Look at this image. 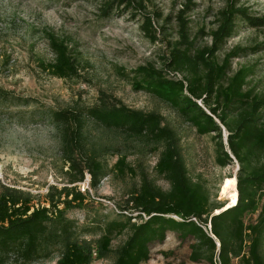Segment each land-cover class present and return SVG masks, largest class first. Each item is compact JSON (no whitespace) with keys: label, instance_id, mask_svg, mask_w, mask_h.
<instances>
[{"label":"trees","instance_id":"obj_1","mask_svg":"<svg viewBox=\"0 0 264 264\" xmlns=\"http://www.w3.org/2000/svg\"><path fill=\"white\" fill-rule=\"evenodd\" d=\"M242 1L225 0L216 13L215 27L204 33L210 44L196 46L197 37L191 36L187 17L193 4L188 0L174 17L177 38L165 41L161 66L148 62L132 71L135 90L167 103L197 134L213 133L219 166L232 164V157L238 162L235 184L229 186L230 191H237L236 202L224 209L225 202L216 199L217 192L212 194L204 180L190 175L179 137L163 124L161 114L129 107L105 95L91 106L50 113L68 165V185L51 186L39 204L31 193L0 183V264H91L106 258L113 250L112 240L123 234L126 237L113 250L110 264H141L150 258V245L162 243L168 232L189 242V262L182 264H231L233 259L238 264H264V91L245 89L251 69L240 67L231 74L233 58L256 53L264 49V43L236 45L221 61L217 57L238 22L264 29V15H255ZM145 8L144 0H102L100 13L103 17L124 11L132 17L140 15L144 35L156 42L160 33L165 35L166 23L174 20L170 15L163 19L160 14L144 13ZM154 18L162 23L154 26ZM45 33L53 58L40 61V67L58 78L78 76L79 62L68 44L50 31ZM32 102L31 97L16 95L0 85V110ZM88 121L149 143L152 151L160 147L154 170L168 184L164 189L146 172L138 173L139 184L117 215L94 227L99 236L93 244L83 237L91 233V227L81 226L67 215L84 204L88 189L96 191L107 174V164L100 158V151L107 149L89 146ZM221 126L227 130V149ZM114 168L122 176L136 175L125 156L117 159ZM85 175H89L88 187L81 191L77 184ZM255 211L256 218L247 220Z\"/></svg>","mask_w":264,"mask_h":264},{"label":"rangeland","instance_id":"obj_2","mask_svg":"<svg viewBox=\"0 0 264 264\" xmlns=\"http://www.w3.org/2000/svg\"><path fill=\"white\" fill-rule=\"evenodd\" d=\"M187 1L144 0V13L154 17L160 14L163 19L170 15L174 20L166 23L165 35L160 33L159 40L151 42L140 28V15L132 17L124 11L103 17L102 0H0V85L34 101L0 110V183L31 193L34 202L39 204L51 186L59 189L68 185V165L63 161L59 132L50 113L53 109L91 106L106 95L129 107L161 114L163 124L173 128L179 137L190 175L204 180L226 207L230 200L229 186L236 181L238 162L232 157V164L219 166L215 160L217 138H212L213 133L197 134L167 103L133 87L136 74L132 71L138 65L153 62L161 66L159 57L166 51L165 41L177 38L174 17ZM190 1L193 4L187 13L190 34L197 37L196 46L210 44V37L204 33L215 27L216 13L225 0ZM242 3L255 15H264V0H243ZM161 23L154 18V26ZM45 31L68 44L79 62L78 76L58 78L40 67V61L53 58ZM257 43H264V29L251 28L240 21L235 33L217 53L218 60L236 45ZM240 67L252 71L245 89L252 88L255 93L264 91V49L233 58L231 74ZM85 133L89 146L107 149L100 151V158L107 164V174L96 191L88 189L84 204L69 210L67 215L81 226L91 227V233L83 237L93 244L99 236L94 227L117 215L130 192L137 188L138 173L146 172L164 189L168 184L154 170L160 147L152 151L151 144L126 138L119 131L105 129L93 121H88ZM221 136L227 149V130L223 126ZM121 156H125L135 176L117 173L114 163ZM88 182L89 175H85L84 181L77 185L82 191L87 189ZM257 213L247 215L246 219L254 220ZM125 237V234L115 237L111 248L118 247ZM113 250L106 258L94 259L91 264H110L115 256ZM189 252L188 241L168 232L162 243L150 245V258L141 264L188 263ZM34 264H54V261ZM231 264L238 262L233 259Z\"/></svg>","mask_w":264,"mask_h":264},{"label":"bare ground","instance_id":"obj_3","mask_svg":"<svg viewBox=\"0 0 264 264\" xmlns=\"http://www.w3.org/2000/svg\"><path fill=\"white\" fill-rule=\"evenodd\" d=\"M228 196H229L230 200H229V202H228V204L226 205L225 208H227V207L233 205V204L236 202V200H237V191H236V190H232V191H230V192L228 193ZM225 208H224V209H225Z\"/></svg>","mask_w":264,"mask_h":264},{"label":"water","instance_id":"obj_4","mask_svg":"<svg viewBox=\"0 0 264 264\" xmlns=\"http://www.w3.org/2000/svg\"><path fill=\"white\" fill-rule=\"evenodd\" d=\"M227 208H228V207H227ZM225 209H226V208H225ZM222 210H224V209H220L219 211H222ZM219 211H218V212H219ZM218 212H215V213H218ZM208 228H210V225H208Z\"/></svg>","mask_w":264,"mask_h":264},{"label":"built area","instance_id":"obj_5","mask_svg":"<svg viewBox=\"0 0 264 264\" xmlns=\"http://www.w3.org/2000/svg\"><path fill=\"white\" fill-rule=\"evenodd\" d=\"M143 216L145 217V215L143 214ZM174 217H176V216H174ZM177 218V217H176ZM217 264H218V262H217Z\"/></svg>","mask_w":264,"mask_h":264}]
</instances>
